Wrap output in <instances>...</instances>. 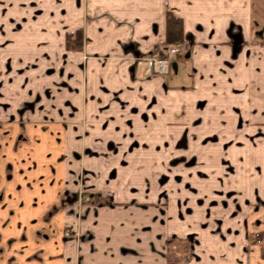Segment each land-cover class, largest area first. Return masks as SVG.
<instances>
[{"label":"rangeland","instance_id":"obj_1","mask_svg":"<svg viewBox=\"0 0 264 264\" xmlns=\"http://www.w3.org/2000/svg\"><path fill=\"white\" fill-rule=\"evenodd\" d=\"M47 7L50 5H43L41 10ZM8 11L12 13L7 17L0 16V140L5 137L11 146L14 134H18L13 148L19 151L8 155L9 176L17 158L22 165L20 171L23 167H28L26 172L38 170L30 174L42 185L48 180L56 188L65 184L61 205L50 209L47 216L50 219L65 208L69 216L75 217L77 228L67 226L63 241L74 238L79 250L87 239L94 240V230L85 225L91 216L85 206L109 205L118 197L139 192L160 193V182H165V178H201L202 188L199 185L198 190L202 193L204 188H208L207 192H224V184H229L236 198L232 199L229 212L233 224L244 220L247 204L250 211L264 204L255 199L246 203L235 195L247 192L257 196L251 191L264 192V131L263 135L253 131L264 129V124L258 122L264 118V53L250 62L246 74L239 56L242 37L234 33L229 36L231 46L220 49L217 59L225 63L217 72L205 66L208 57L203 49L210 44L205 36L198 38L197 49L202 51L194 59L191 40L162 42L151 52L140 42L128 41L122 53L107 56L121 72L104 77L103 82H131V86L139 88L141 84L130 75V70L136 64L150 67L151 60L162 58L160 52L167 54L166 47L175 44L181 51L167 68V78L175 89L157 104L153 99L147 100L148 90L139 89L137 93L144 96L138 98L129 96L135 90L128 94L110 86L103 89L106 95H100L99 78L91 74L90 65L86 64L92 56L61 47L60 40H66L65 36H28L13 31L15 24H7V18H13L17 9L11 7ZM54 41L63 54L55 59L48 57L54 50ZM231 77L241 96L232 95L234 91L226 83V78ZM246 78L242 88L240 83ZM100 112L130 113V117L118 121L120 126L110 132L105 127L110 122H103L104 130L96 127L98 122L93 116ZM196 162L201 166L195 167ZM39 172L43 178L37 176ZM34 181L27 182L32 191ZM174 181L173 186L177 185ZM189 183L186 188L193 192L197 183ZM165 191L166 188L161 192ZM95 215L93 212L92 216ZM6 221L2 231L12 224L10 218ZM14 240L15 237L9 239L11 244ZM4 249L0 245V262L5 254L7 263L13 264L15 256L7 255Z\"/></svg>","mask_w":264,"mask_h":264},{"label":"crops","instance_id":"obj_2","mask_svg":"<svg viewBox=\"0 0 264 264\" xmlns=\"http://www.w3.org/2000/svg\"><path fill=\"white\" fill-rule=\"evenodd\" d=\"M49 1L0 0V16L7 17L12 13L8 10L16 8L13 18H7V24H15L13 31L28 36L38 33L67 37L81 29L84 36L81 50L69 49L64 38H61L60 46L92 56L93 59L86 64L90 65L91 74L99 78L97 89H101L100 95H106L103 89L110 86L114 90H126L128 94L135 90L129 96L138 98L144 96L137 93L139 89L148 90L147 100H155L157 104L175 89L168 76L150 75L148 64H136L130 70V75L141 84L137 89L130 85L131 82H103L104 77L121 72L117 70V63L107 56L122 53L128 41L140 42L149 52L156 49L157 44L168 42L169 13L182 19L184 40H191L194 44L193 59L194 56L199 58L198 52L202 51L197 49L198 38L206 37L210 44L203 49L208 57L205 66L211 71L218 72L224 66L225 62L217 57L221 48L231 46L229 36L234 33L242 37L239 56L246 74L250 62L264 53V0ZM47 4L50 7L42 11L43 5ZM52 44L54 50L48 57H62L63 54L57 50V42ZM124 70L128 72V67L125 66ZM232 81V77L226 78V83L234 91L232 95L241 96ZM245 81L247 78L240 83L242 88ZM247 97L245 94L244 100ZM127 114L100 112L93 116V120L102 130L103 122H110L105 127L107 131L115 132L120 126L118 121L130 117ZM244 116L246 121L250 120L248 114ZM258 122L264 124V118ZM253 131L263 135L264 129ZM3 135L6 136V132ZM17 136L15 133L11 146L5 137L0 140V245L7 255L15 256L13 264H77L79 254L80 264H170L175 259L178 264H264V204L251 211L247 204L244 220L233 224L229 214L233 208L231 201L236 199L232 187L225 183L224 192H207L208 188H204L202 193L198 190L201 178H165V182H160L163 186L161 191L166 188L165 192H139L118 197L109 205L85 206L91 216L84 223L94 230L95 235L94 240L87 239L78 250L74 238L62 240L67 226L73 230L77 228L75 217L69 216L65 208L50 219L47 217L50 209L61 205L65 184L56 188V184L52 186L48 180L42 185L30 174L38 170H29L28 173L25 170L28 167H23L24 170L20 171L22 165L17 158H14L16 165L9 176L8 155L14 156L19 151L13 148L17 144ZM197 166L201 163L196 162ZM39 173L37 176L43 178ZM30 179L35 180L33 191L27 187ZM174 180L177 182L175 186ZM191 181L197 183L198 192H194L196 189L190 192L186 188ZM251 194L257 196H249L247 192H236L235 195L246 203L249 199L264 201V192L251 191ZM93 212H96L95 216H92ZM9 218L12 224L8 225V230L2 231L3 222ZM87 228L85 230L89 232ZM11 237H15L13 244L9 241ZM40 248L44 250L41 252ZM36 251L39 252L34 254ZM7 257L4 254L0 264H8Z\"/></svg>","mask_w":264,"mask_h":264},{"label":"trees","instance_id":"obj_3","mask_svg":"<svg viewBox=\"0 0 264 264\" xmlns=\"http://www.w3.org/2000/svg\"><path fill=\"white\" fill-rule=\"evenodd\" d=\"M168 26V36L167 41L169 43H179L184 41L183 33V23L182 19L177 18L172 13L168 14L167 19ZM67 47L69 49L81 50L84 46V36L82 35V30L79 29L76 31L75 35L69 34L67 37ZM163 55V53H161ZM264 236V233L262 234ZM170 264H178V260H172Z\"/></svg>","mask_w":264,"mask_h":264},{"label":"built area","instance_id":"obj_4","mask_svg":"<svg viewBox=\"0 0 264 264\" xmlns=\"http://www.w3.org/2000/svg\"><path fill=\"white\" fill-rule=\"evenodd\" d=\"M181 51L179 45H168L166 47V52L164 56H161L162 58L156 59L150 61V68L151 70L158 72V73H166L168 72L167 68L169 66V63L171 59L176 56Z\"/></svg>","mask_w":264,"mask_h":264},{"label":"flooded vegetation","instance_id":"obj_5","mask_svg":"<svg viewBox=\"0 0 264 264\" xmlns=\"http://www.w3.org/2000/svg\"><path fill=\"white\" fill-rule=\"evenodd\" d=\"M165 54L163 53V55H161V56H164ZM187 55V54H186ZM174 70V69H173ZM151 73H150V75H152V76H157V75H164V76H170L168 73L169 72H166V73H158V72H155V71H153V70H151L150 71Z\"/></svg>","mask_w":264,"mask_h":264},{"label":"water","instance_id":"obj_6","mask_svg":"<svg viewBox=\"0 0 264 264\" xmlns=\"http://www.w3.org/2000/svg\"><path fill=\"white\" fill-rule=\"evenodd\" d=\"M190 56H191V52H188L187 55H186V57L188 58Z\"/></svg>","mask_w":264,"mask_h":264}]
</instances>
